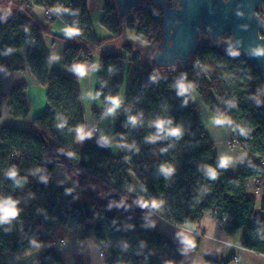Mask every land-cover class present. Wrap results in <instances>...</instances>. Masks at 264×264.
<instances>
[{
  "label": "trees",
  "instance_id": "trees-1",
  "mask_svg": "<svg viewBox=\"0 0 264 264\" xmlns=\"http://www.w3.org/2000/svg\"><path fill=\"white\" fill-rule=\"evenodd\" d=\"M59 3L69 4L59 10L60 18L78 29L64 51L68 74L50 73V56L42 35L53 32L33 12L34 7H56ZM16 4L23 14L0 21V62L9 72L22 70L26 65L36 81L47 87L48 106L28 127L9 125L0 130V199L11 198L19 209L17 216L0 222V264H6L8 252L56 241L55 207L78 210L84 225L81 237L94 234L100 248L106 250L103 264H121L123 257H131L134 264H180V251L148 223L150 208L121 189L131 188L127 180L129 172L136 175L156 210L170 222L194 223L212 206L216 207L233 214L234 221L224 226L228 235L243 229L242 245L264 254V218L256 213L257 199L246 191L250 178L264 177V105L252 102L264 91L259 71L211 46L203 47L187 67L145 69L138 65L133 57L136 45L124 38V30L127 25L143 43L154 42L162 29L163 13L153 0H143L125 17L120 16L116 4L104 5L100 23L110 34L108 38H99L92 31L87 0H18ZM261 9L264 17V1ZM111 40L122 42L121 51L100 56L95 95L102 107L100 112L94 110V117L101 120L111 105L109 97L118 96L126 80L123 61H127L126 102L114 121V136L122 150L118 157L112 155L107 145L91 144L86 139L82 147H74L79 130L85 126L79 74L74 66L83 65L87 70L86 62H92L94 55ZM24 47L28 49L26 61L20 56ZM213 53L218 55L212 57ZM220 56L232 65L223 68ZM238 65L241 68L235 72ZM179 82L192 87L179 94ZM191 89L200 93L211 110L233 122L236 143L250 153L243 169L234 175L225 171L213 152L214 144L203 131L197 108L190 99ZM10 109L17 119L28 116L26 85L13 88ZM158 110L163 112L160 118H156ZM130 116L137 117L135 124L129 120ZM160 119L170 120L173 127L182 129L179 137H164L166 142L175 141V147L164 158L165 164L150 161L158 152L153 148L156 141L150 137L156 134L154 122ZM139 126L145 127L149 134L139 132ZM58 162L66 165L72 185L50 181L49 175ZM163 167H170L171 174L166 175ZM193 168L207 190L198 194L192 188V196L188 198L177 195L187 183L183 176L191 178ZM209 168L216 171L215 178L209 176ZM11 169L16 170L15 177L7 174ZM90 179L98 180L109 193L131 198L140 205V210L120 209L107 193L106 199H99L86 184ZM173 180L179 181L178 188H173ZM167 196L173 198L169 206ZM260 209L264 212V198ZM93 219L97 223L89 224ZM199 245L200 236L196 235L192 247L197 250ZM207 262L223 264L210 259ZM37 264L63 263L54 251H48Z\"/></svg>",
  "mask_w": 264,
  "mask_h": 264
},
{
  "label": "crops",
  "instance_id": "crops-1",
  "mask_svg": "<svg viewBox=\"0 0 264 264\" xmlns=\"http://www.w3.org/2000/svg\"><path fill=\"white\" fill-rule=\"evenodd\" d=\"M18 0H0V21H7L13 17L23 14V10L17 6ZM88 6V0H87ZM89 7V6H88ZM35 16L43 23L49 25L53 34L43 33L42 42L47 53L50 56V73L68 74L69 70L64 63V51L71 42L69 36L64 31L70 27L60 17L51 22H47L43 17L41 6L34 7ZM103 27V26H102ZM104 30L95 33L99 38H108L110 34ZM124 30V38H126ZM138 39V38H137ZM131 41V40H130ZM135 41V40H134ZM138 41H140L138 39ZM141 42V41H140ZM107 43L115 45V52L120 53L122 42L120 40H111ZM142 45H150L141 42ZM159 42L156 43V48ZM152 50V53L156 49ZM28 49L24 47L20 50V56L24 61L27 58ZM104 54L100 50L93 57L90 67L83 76L78 75V84L80 87L81 104L84 111L85 126L83 131L86 133L83 139H79L77 134L74 140V147H82L84 140L91 144L107 145L113 156L118 157L122 154L120 144L114 136V121L122 111L126 102V86L129 64L123 61L125 82L118 93L120 100L119 107L114 111L108 110L101 118L97 120L94 117V110L100 112L102 102L95 95V88L100 73V56ZM152 55V54H151ZM19 85L27 86V98L30 105V112L26 118L17 119L13 116L10 109V96L14 87ZM47 87L39 84L29 68L25 65L24 69L9 72L4 63L0 62V130L4 126L28 127L30 122L37 116L43 114L48 106ZM192 103L198 111V118L203 131L210 137L214 146L213 152L219 161L227 158V165L223 166L228 174L234 175L242 170L250 153L241 146L229 145L233 137V122L223 114H217L211 110L205 103L203 97L195 89L189 93ZM256 106L264 105V91L256 99L252 100ZM221 119L223 123H215ZM256 158V157H255ZM50 181L56 184L72 185L73 181L67 173L64 163H56L54 170L49 175ZM127 180L132 183L133 188L143 198H138L141 202L150 208V218L148 223L154 226L160 233L169 238L175 247L180 251V264H206L207 259L223 262V264H264V254L244 247L241 243L243 229L236 231L234 235H228L224 227L219 226L214 218L205 215L199 221L176 225L164 218L154 206L147 202L146 190L142 183L136 178L133 172L127 174ZM264 189V177L250 178L247 181L246 191L250 196H255V188ZM258 201L256 202L257 208ZM260 206V202H259ZM196 235L200 236V245L195 250L192 245ZM101 249L99 243L91 233L82 240L75 239H56L53 243L38 247L21 249L18 252L6 254V264H37L38 259L48 251H54L61 259L63 264H95L93 251ZM103 250L101 249V252Z\"/></svg>",
  "mask_w": 264,
  "mask_h": 264
},
{
  "label": "water",
  "instance_id": "water-1",
  "mask_svg": "<svg viewBox=\"0 0 264 264\" xmlns=\"http://www.w3.org/2000/svg\"><path fill=\"white\" fill-rule=\"evenodd\" d=\"M264 0H153L162 9L161 41L151 55L155 67H187L205 46L219 48L256 68L264 81ZM143 0H115L121 17ZM205 32L206 35L203 33ZM230 36L226 39L227 36ZM113 43L102 46L104 54L115 53ZM108 198L120 209L137 212L140 205L116 192Z\"/></svg>",
  "mask_w": 264,
  "mask_h": 264
},
{
  "label": "rangeland",
  "instance_id": "rangeland-1",
  "mask_svg": "<svg viewBox=\"0 0 264 264\" xmlns=\"http://www.w3.org/2000/svg\"><path fill=\"white\" fill-rule=\"evenodd\" d=\"M171 2V1H170ZM115 5V0H88V12L91 20V25H92V31L95 33H99L100 31L104 30L100 20L103 16V7L104 5ZM47 21V20H46ZM51 22V21H47ZM125 21V25H126ZM125 33H126V38L128 41H133L135 43L136 48L134 49V54L133 57L135 59V62L138 65L143 66L145 69H152L155 66L151 62V54L152 50L156 48V43L161 41V32L159 35H157L156 39L154 40L153 43L150 45H142L140 41H138L137 37L135 36L134 32H132L126 25L125 27ZM135 40V41H134ZM218 54H212V57L217 56ZM220 61L222 62V67L223 68H229L232 64L231 61L228 60L226 57L220 56ZM89 68V67H88ZM241 68L240 65L235 69L236 71H239ZM163 115V112L158 110V115L156 118H160ZM169 116V115H167ZM183 124H186L183 122ZM170 127H173V123L171 122ZM139 132L145 134L146 136L149 134V131L145 129V127L139 126L138 127ZM151 133V131H150ZM154 134L157 132H153ZM172 139L175 136H169L166 133H160L159 138H157L156 143L153 144V148H157L158 152L150 158V161H156L158 164H165L164 158L168 156L170 152V148L175 147V141L172 140L170 142H166L167 139ZM233 137L230 139L232 140ZM152 140V139H151ZM228 140V141H230ZM239 146L238 144H235ZM231 146V145H230ZM163 152V153H162ZM188 161V160H187ZM263 161V160H262ZM193 172V175L191 178L188 175L183 176V180H186V184L182 187L179 188V192L177 195L183 196L184 198H188L189 196H192V188H195V192H198V194H201V192L207 190V186L204 182L200 181L198 176L196 175L195 169H191ZM136 176V175H135ZM137 178V177H136ZM138 179V178H137ZM173 184V188H178L179 181L178 180H173L171 182ZM87 186L93 191V193L99 198V199H106V193L108 194L109 191L96 179H90V181L86 182ZM131 184V188L128 190L132 195L137 196L141 200L143 199L138 192L135 191V189ZM194 186V187H193ZM175 195L174 197H176ZM255 198L258 201L257 208H256V213L258 216L264 218V212L261 211L259 202L264 198V189H260L258 191V188H255ZM167 199V204L169 206L170 202H173V198L171 199L170 197H166ZM148 204L152 207L153 204L149 200ZM54 211L56 213V216L54 218V224H53V230L55 231V235L57 236V239L64 238V239H75V240H82V233L84 230V225L81 224V219H80V214L77 209H71L70 207H55ZM97 219H93L89 221V224H96ZM91 234V233H90ZM101 249H96L93 251L94 255V261L95 264H103L105 260V255H106V250H103L104 255H100ZM132 258L131 257H123L121 260V264H134L132 263Z\"/></svg>",
  "mask_w": 264,
  "mask_h": 264
},
{
  "label": "clouds",
  "instance_id": "clouds-1",
  "mask_svg": "<svg viewBox=\"0 0 264 264\" xmlns=\"http://www.w3.org/2000/svg\"><path fill=\"white\" fill-rule=\"evenodd\" d=\"M64 31L66 32L67 35L71 36V35L77 34L78 29L75 27H67L64 29ZM257 51H258V53L264 52V49H258ZM74 70L81 76H83L85 74V71H86V69L83 65H75ZM191 87H192L191 84H185L183 82H179L177 84L179 94H184ZM109 99L111 101V105H110L108 111L112 112L117 107H119L120 100L118 97H109ZM129 120L133 124H135L137 117L130 116ZM154 123H155V127L157 129V133L154 136L150 137V139H152V140L159 138L160 133H166L169 136H176V137H179L182 134V129L179 126L170 127V124H171L170 120L160 119V120H156ZM215 123H218V124L223 123V120L218 119L215 121ZM241 131L243 132V129H241ZM85 135H86V133L83 130H79V135H78L79 139H83ZM227 163H228L227 158L221 160V166H225V165H227ZM162 171L166 175H170L172 172V169L170 167H163ZM7 174L11 177H15L16 176V170L11 169V170H9V172ZM208 174L212 178H215V176L217 175L216 171L212 168L208 169ZM153 206L155 207L156 205L153 204ZM18 212H19V209L16 207V201L12 200L11 198L0 199V222L7 221L10 218L17 216Z\"/></svg>",
  "mask_w": 264,
  "mask_h": 264
},
{
  "label": "built area",
  "instance_id": "built-area-1",
  "mask_svg": "<svg viewBox=\"0 0 264 264\" xmlns=\"http://www.w3.org/2000/svg\"><path fill=\"white\" fill-rule=\"evenodd\" d=\"M68 5L69 4H66V3H59L58 5H56V7L41 6L42 10H43L44 19L47 21H53L56 18H59L60 17L59 10H63V9L68 8ZM261 11H262V9L260 8V10H259L260 15H261ZM86 65L88 67H90L91 62H86ZM228 143H229V145L237 144L236 139L234 137ZM262 162L264 163V160ZM119 188H121V187H119ZM121 189L128 194H132V193H130V191L127 188H121ZM205 215H208V216H211L212 218H214L216 223L221 227H224L226 224L234 221V217H233L232 213L227 212V211L217 210V208L213 207V206L199 218H202ZM101 255H104L103 251L101 252ZM206 264H213V263L207 262Z\"/></svg>",
  "mask_w": 264,
  "mask_h": 264
},
{
  "label": "flooded vegetation",
  "instance_id": "flooded-vegetation-1",
  "mask_svg": "<svg viewBox=\"0 0 264 264\" xmlns=\"http://www.w3.org/2000/svg\"><path fill=\"white\" fill-rule=\"evenodd\" d=\"M172 1H173V0H172ZM172 1H171V2H172ZM169 2H170V1H169Z\"/></svg>",
  "mask_w": 264,
  "mask_h": 264
}]
</instances>
